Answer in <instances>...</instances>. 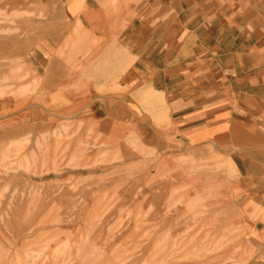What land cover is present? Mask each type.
<instances>
[{
  "label": "crops",
  "instance_id": "1",
  "mask_svg": "<svg viewBox=\"0 0 264 264\" xmlns=\"http://www.w3.org/2000/svg\"><path fill=\"white\" fill-rule=\"evenodd\" d=\"M41 7L50 46L27 54L49 74V118L87 125L96 141L138 139L155 158L147 168L163 177L138 200L155 199L153 189L168 200L170 185L187 183L186 161L197 167L216 153L228 158L234 175H210L215 192L206 205L223 215L213 228L243 229L247 241L261 244L247 264H264V0H58ZM16 106L0 112V122L9 116L11 125L0 130L2 150L7 141L19 151ZM11 162L16 167L18 157ZM167 169H176L175 180Z\"/></svg>",
  "mask_w": 264,
  "mask_h": 264
},
{
  "label": "rangeland",
  "instance_id": "2",
  "mask_svg": "<svg viewBox=\"0 0 264 264\" xmlns=\"http://www.w3.org/2000/svg\"><path fill=\"white\" fill-rule=\"evenodd\" d=\"M42 3L58 0H0V112L9 115L17 104L22 114L19 151L7 141L0 146V264L250 262L261 244L247 241L240 228L214 229L223 215L206 205L215 192L210 175H234L228 158L216 153L213 163L197 167L186 161L187 183L170 185L163 201L154 190L163 177L152 175L162 171L147 168L155 158L138 139L96 141L87 125L49 118V74L27 54L50 46ZM7 117L0 130L10 129ZM50 126V134L42 132ZM24 128L34 130L21 135ZM167 172L175 180L176 169ZM199 174L206 179L194 183ZM152 188L155 199L138 200Z\"/></svg>",
  "mask_w": 264,
  "mask_h": 264
},
{
  "label": "bare ground",
  "instance_id": "3",
  "mask_svg": "<svg viewBox=\"0 0 264 264\" xmlns=\"http://www.w3.org/2000/svg\"><path fill=\"white\" fill-rule=\"evenodd\" d=\"M26 90H27V89H26ZM23 91H24V90H23ZM23 91H22V92H23ZM17 263H18V262H17Z\"/></svg>",
  "mask_w": 264,
  "mask_h": 264
}]
</instances>
